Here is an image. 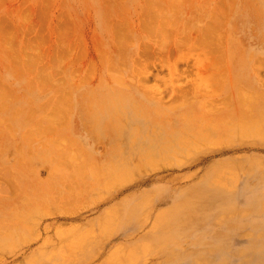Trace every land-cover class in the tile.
Returning a JSON list of instances; mask_svg holds the SVG:
<instances>
[{
    "label": "rangeland",
    "instance_id": "374dc122",
    "mask_svg": "<svg viewBox=\"0 0 264 264\" xmlns=\"http://www.w3.org/2000/svg\"><path fill=\"white\" fill-rule=\"evenodd\" d=\"M145 1L0 0V264H207L217 248L264 264V126H247L264 0ZM110 94L120 121L176 142L122 176L132 125L126 144L86 125Z\"/></svg>",
    "mask_w": 264,
    "mask_h": 264
},
{
    "label": "bare ground",
    "instance_id": "6f19581e",
    "mask_svg": "<svg viewBox=\"0 0 264 264\" xmlns=\"http://www.w3.org/2000/svg\"><path fill=\"white\" fill-rule=\"evenodd\" d=\"M147 1V0H146ZM145 1V4H149V3H147ZM175 2V1H174ZM156 3H157V1H156ZM152 4V0H151V3L148 5L149 6V9L148 10H146V12H152L151 10H153L152 8L154 7V5L152 6L151 5ZM148 6H146V8H148ZM150 6H152V8L150 7ZM156 6H158L157 4H156ZM145 8V9H146ZM151 8V9H150ZM154 11V10H153ZM155 12V11H154ZM259 12L260 11H256V15H258L259 14ZM152 15L153 14H157L156 12L155 13H151ZM145 15H146V13H145ZM149 15H150V13H149ZM151 15V16H152ZM150 16V17H151ZM158 16V15H157ZM167 17V15H164V14H162L161 15V17ZM160 17V18H161ZM151 18H153V16L151 17ZM154 19V20H153ZM153 19H149V20H152V22L154 23L155 21H156V23H157V20H158V18L157 19H155V17L153 18ZM162 19H164V18H161V20ZM118 20V19H117ZM158 21H160V19L158 20ZM164 21V20H163ZM124 22V21H123ZM149 22H151V21H149ZM148 22V23H149ZM151 22V23H152ZM160 22H162V21H160ZM118 23H121V20L120 21H117V23H115V27H116V29H118L117 27H120V25H118L117 26V24ZM126 23V22H125ZM147 23V22H146ZM147 23V24H148ZM151 23H149L150 24V26L151 25H153V23L151 24ZM166 23H167V19H166ZM166 23L165 24H163V28H165V25H166ZM212 23V22H211ZM211 23H206V26H204L205 27V29H208V30H205V32L207 31H209V30H211V28H212V26H210L211 25ZM148 24V25H149ZM210 24V25H209ZM213 24V23H212ZM121 25H123L124 27H125V24H121ZM157 25V24H156ZM155 24H154V26H156ZM159 25H161V24H158V26ZM145 26H147L146 24H145ZM209 26V27H208ZM160 27H162V25L160 26ZM208 27V28H207ZM211 27V28H210ZM146 28V27H145ZM157 28V27H156ZM146 29H148V26H147V28ZM155 29V27H153L152 26V28L150 29H148L149 31H148V33H150V32H152L153 31V33L154 34H156V36H158L157 35V31L156 30H154ZM159 29V30H158ZM158 31H160L161 29L158 27ZM166 29V28H165ZM213 29V28H212ZM123 30H125V28H122V33H123ZM119 31H120V28H119ZM147 31V30H146ZM156 31V32H155ZM161 31H163V30H161ZM164 31H166V30H164ZM125 32V31H124ZM203 32H204V30H203ZM210 32V31H209ZM208 32V33H209ZM117 33H118V31H117ZM121 33V31H120V33L119 34H122ZM164 33H166V32H164ZM164 33H163V35H164ZM207 33V34H208ZM162 34V32L160 33V35ZM206 34V33H205ZM206 34V35H207ZM118 35V34H117ZM123 35H124V37H125V33L124 34H122V37H123ZM152 35V34H151ZM159 35V36H160ZM166 35V34H165ZM118 37H119V35H118ZM117 37V38H118ZM124 37H123V40H124ZM162 37V36H161ZM164 38V37H163ZM118 39H121V42H124L123 40H122V38L121 37H119ZM157 39H159V37L157 38ZM118 44H122L123 45V43H120V41L118 40ZM119 45V46H120ZM118 46V47H119ZM121 47V46H120ZM32 60V59H31ZM32 62H33V60H32ZM29 63V62H28ZM34 67V66H33ZM30 69V68H29ZM38 72V71H37ZM31 86V85H30ZM7 93V92H6ZM244 94V93H243ZM108 98H109V100H110V102L108 103H102V105H97L96 107L94 106V107H90L89 108V111H88V113H87V123H86V125H87V128L91 131V132H93V128L94 127H96V129H97V131H98V133L100 134V135H103V136H108V137H110V139L112 140L113 139V141H115V143H122V142H124L125 144L127 143L126 142V137H124L123 135L125 134V135H127V133L129 132V129H130V133H131V135H130V137L132 138L133 137V142H132V144H126L125 145V147H123V150H124V155H122V157H123V160H122V162H121V164H120V169H118V171L116 170V172H115V170H113L114 168L112 167V166H115V167H117L118 166V164H119V162L117 161V163H115V161L112 163V166L110 165V167H109V170L111 171V172H113V173H116L117 175L119 174V175H121L122 176V174L123 173H125L126 171H128V170H130V171H132L133 169L135 170V169H139V168H145V167H147L148 165H146L145 164V167H144V165H143V163H142V159H143V157H142V155H141V153H148L149 155L151 154V153H157V152H155V149L156 150H158V152L160 151V150H164L166 147H167V144H170V143H176L175 141H174V139L173 138H171V137H167V139H161V140H159V139H157L158 137L157 136H155V135H157V133H155V132H153V130H155V129H150L146 134L144 133L143 134V129L142 128H144L145 126L143 125V126H138V125H133L132 123L130 124L129 122V118L128 119H124L123 121H120L119 120V115H116V111H117V107H115V108H110L111 106H113V104L114 103H117L118 101H120L121 100V97H122V95L121 94H110L109 96H107ZM7 98V97H6ZM8 100V99H7ZM5 101V100H4ZM4 104V103H3ZM114 107V106H113ZM112 109H114V112H112L111 110ZM264 109V108H263ZM256 111V110H255ZM55 112H57L56 110H55ZM103 114V115H105L104 117L103 116H101V115H99V114ZM59 116V115H58ZM253 118H255L254 120H251L250 121V123L247 125L248 126V128H253V127H255L256 128V126L258 125L259 127L260 126H264V110L262 111V109L260 110V111H257V113H253L252 115H251ZM51 118V117H50ZM132 125L131 126V128H129L128 129V125ZM94 125V126H93ZM99 126H102L101 128L99 127ZM50 127V126H49ZM255 130V129H254ZM259 130V129H258ZM257 131V130H256ZM260 131V130H259ZM29 135V134H28ZM122 135V136H121ZM159 135V134H158ZM30 136V135H29ZM119 136V137H118ZM137 137V138H136ZM115 139V140H114ZM151 143L152 144H154V146L152 147L151 146ZM186 144V142H184V144L183 145H185ZM156 145V146H155ZM182 144H180L179 146H181ZM166 146V147H165ZM125 153H132V155H126ZM138 153V154H137ZM135 155H138V159H132ZM125 159H127V160H129V161H126ZM132 159V160H131ZM138 163H140V164H142L143 166H140V164H138ZM79 165V164H78ZM78 167V166H77ZM245 188L246 189H249L250 190V194H249V196H250V198H251V196H252V200L251 201H253V200H255V201H258V200H260V199H258L257 198V195H256V193H255V189H254V187H252V186H249L248 185V182H247V184L245 185ZM216 194H215V201H223L224 200V198H223V194L222 193H220L219 192V190L217 191V192H215ZM220 197H221V199L222 200H219L220 199ZM211 198H213L212 197V195H211ZM250 201V202H251ZM117 206H120V204H117ZM183 211H185V209H183L182 210V212ZM165 212H163L162 214H164ZM173 213H175L174 211L173 212H171V214H173ZM166 215V217H165V219H163L164 220V222H165V224H162V223H160V225H158V226H155V228H154V231H155V235L156 234H159L160 233V235L158 236L159 237V239H167V214H165ZM175 214L174 215H172V217L173 218H175ZM177 218V217H176ZM178 218H179V220L182 222V221H184V220H186V218H187V216H186V214H180V215H178ZM155 237V236H154ZM156 238V237H155ZM223 247V246H222ZM211 250H213V249H211ZM223 249L222 248H217V249H214L213 251H211V253H210V256L207 258V261H206V263L207 264H220L221 262H222V260L224 259L223 258ZM249 251H250V249L247 247V248H243V249H241V250H239V252H238V254L239 255H242V256H245V258L248 256V253H249ZM259 253H260V257L261 258H263L264 259V248L263 249H261L260 251H259ZM218 254L220 255V256H218ZM219 257H222L221 259H218ZM198 262H203V259L202 260H200L199 259V261ZM245 263V262H244ZM256 264H259V263H256Z\"/></svg>",
    "mask_w": 264,
    "mask_h": 264
}]
</instances>
